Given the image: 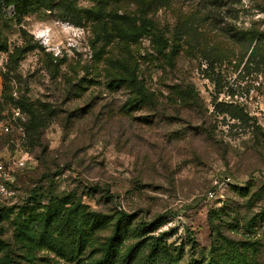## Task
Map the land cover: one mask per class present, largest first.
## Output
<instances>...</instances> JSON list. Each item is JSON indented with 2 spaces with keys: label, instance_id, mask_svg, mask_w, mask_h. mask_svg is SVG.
Returning a JSON list of instances; mask_svg holds the SVG:
<instances>
[{
  "label": "rangeland",
  "instance_id": "374dc122",
  "mask_svg": "<svg viewBox=\"0 0 264 264\" xmlns=\"http://www.w3.org/2000/svg\"><path fill=\"white\" fill-rule=\"evenodd\" d=\"M144 1L4 8L0 102L14 104L0 107V162L25 167L0 193V264H98L123 214L115 264H145L155 238L167 264H264V0H159L143 16ZM109 9L151 20L155 37L99 39ZM121 64L152 103L130 109Z\"/></svg>",
  "mask_w": 264,
  "mask_h": 264
},
{
  "label": "trees",
  "instance_id": "16d2710c",
  "mask_svg": "<svg viewBox=\"0 0 264 264\" xmlns=\"http://www.w3.org/2000/svg\"><path fill=\"white\" fill-rule=\"evenodd\" d=\"M159 3V0H150L149 2H142L139 5L140 13L143 16H148L156 7V3ZM41 4L39 2L37 3H31L27 8H22L20 6L19 0H0V24L1 22L4 23V25L9 26L8 22L12 21V18L7 19L4 16V8L5 7H15L16 13H21L22 15H29L32 13H35L36 10H38ZM21 9V10H20ZM104 13V16H102ZM95 20L98 22H102L101 32L94 31V34L97 33V37L103 40L104 39H112L117 38L120 40H127V41H137L138 39L142 37H155L154 35V28L152 21L149 19H144L143 22L140 25H137L135 22H133V19H131L128 15H119V13L109 9L104 10L102 12L101 10L97 12V18ZM130 23V27L127 26L126 23ZM8 47L7 44L3 41L0 42V51H7ZM121 75L119 78L115 79V83H120L124 87H126L127 90L130 92V109H137L139 106H143L146 104L152 103L153 100H151V97H149L148 91L145 89V86L143 84V80H141V76L138 73V68L135 67H127V65L121 64ZM5 89H8V87L5 86ZM133 97H132V96ZM184 107H194L198 103V96L189 88L185 89L184 91ZM0 107L3 106L4 109L9 103L14 104L13 99L7 94L3 93L1 96ZM23 108L25 109V106L21 104L20 101L16 102L15 108ZM4 109L0 110V122L2 121V112ZM31 114V122L33 123V126L38 129V126H40V122H38V118L36 116V113L34 111H30ZM234 118V117H233ZM234 119H241V118H234ZM256 132L261 133V128L257 127L255 128ZM248 190V188H247ZM256 195L260 196V194ZM261 200H264V188H261ZM264 210V209H263ZM74 211H78L77 207H74ZM128 215H121V217L117 220V222L113 226L112 233L110 237L107 239V244L105 246L104 254L102 258L99 260L98 264H115V259L117 257L118 252V245L120 244V241L122 240L123 235L126 233V222L127 219H129ZM262 221H264V211L261 215ZM68 221L70 224L74 223V220L72 219V216L70 214L64 215L63 220H61L59 225V232L63 230L64 228H68ZM73 234L77 237L79 235V239H81V233L78 232L77 228H74ZM118 243V244H117ZM147 257L145 260V264H167L165 262V251L163 250L160 240L155 238L151 240L147 245ZM138 249L133 248L128 255V261H131L135 257V253H137ZM7 264H14V262L9 258H7ZM190 264H214V261L211 259L209 260H198L193 261Z\"/></svg>",
  "mask_w": 264,
  "mask_h": 264
},
{
  "label": "built area",
  "instance_id": "2783aa9c",
  "mask_svg": "<svg viewBox=\"0 0 264 264\" xmlns=\"http://www.w3.org/2000/svg\"><path fill=\"white\" fill-rule=\"evenodd\" d=\"M24 161L17 160L13 162H0V193L6 196H12L13 191L10 189L15 183V174L23 170Z\"/></svg>",
  "mask_w": 264,
  "mask_h": 264
}]
</instances>
